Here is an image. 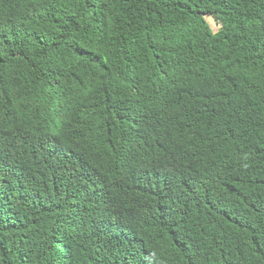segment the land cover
<instances>
[{"label": "trees", "instance_id": "16d2710c", "mask_svg": "<svg viewBox=\"0 0 264 264\" xmlns=\"http://www.w3.org/2000/svg\"><path fill=\"white\" fill-rule=\"evenodd\" d=\"M0 264H264V0H0Z\"/></svg>", "mask_w": 264, "mask_h": 264}, {"label": "rangeland", "instance_id": "374dc122", "mask_svg": "<svg viewBox=\"0 0 264 264\" xmlns=\"http://www.w3.org/2000/svg\"><path fill=\"white\" fill-rule=\"evenodd\" d=\"M212 20V19H211ZM212 22V21H211ZM212 28L213 29H217L218 28V26L217 25H215V23L214 22H212Z\"/></svg>", "mask_w": 264, "mask_h": 264}]
</instances>
